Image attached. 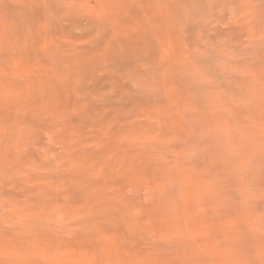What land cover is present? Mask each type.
Segmentation results:
<instances>
[{
  "label": "rangeland",
  "instance_id": "rangeland-1",
  "mask_svg": "<svg viewBox=\"0 0 264 264\" xmlns=\"http://www.w3.org/2000/svg\"><path fill=\"white\" fill-rule=\"evenodd\" d=\"M0 264H264V0H0Z\"/></svg>",
  "mask_w": 264,
  "mask_h": 264
}]
</instances>
